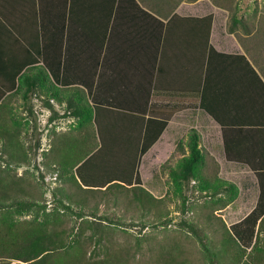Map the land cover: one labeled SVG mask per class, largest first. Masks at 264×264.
I'll return each mask as SVG.
<instances>
[{
  "label": "crops",
  "instance_id": "0c3cea01",
  "mask_svg": "<svg viewBox=\"0 0 264 264\" xmlns=\"http://www.w3.org/2000/svg\"><path fill=\"white\" fill-rule=\"evenodd\" d=\"M126 4L116 17L110 19L109 41L97 62L95 46L87 53V43L83 40L87 36L82 35L83 26L95 30L96 25L87 21L88 18L94 20L95 15L84 12L83 0H75L71 42L62 71L65 78L74 80L68 84H54L48 72L42 71L44 93L31 99L32 113L26 120L37 122L38 117H43L45 131L48 126L59 125L56 128L59 127L64 150L68 138H74L76 144L71 152V164L76 163L73 167L76 169L84 161V149L81 148L85 145L77 142L84 141V118L82 112L74 107L68 109L67 104L73 103L77 107L86 99L92 105V95L96 93L101 100L116 101V108L125 112L148 117L149 111H153L158 119L166 115L169 116L166 127L142 155L140 163L145 154L147 159L156 148L157 158L162 163L174 153L180 158L183 154L178 148L187 149L189 132L195 130L200 136L199 147L205 148L218 164V176L229 180L231 174L239 172L251 175L253 183L239 186V191L255 185L258 197L255 173L246 164L226 157L222 124L264 132V63L254 58L256 54L249 47L246 46V50L235 33L228 31L227 15L222 13L226 11L211 0H180L168 14L165 9L147 10L154 19L131 12V3ZM57 5L58 0H0V87L10 83L15 70L21 69L29 59L27 45H35L40 29L47 38L51 37ZM209 15L207 36L204 18ZM241 56L246 58L256 75ZM40 66L41 63L35 67L24 65L16 82L23 73L35 76ZM84 81L92 88L91 93ZM13 93L15 90L0 98L3 131L12 129L8 127L10 117L17 110L15 101L21 97V92L11 95ZM41 98L49 100L52 109L40 107ZM201 101L218 120L200 108ZM89 125L91 131L93 123L89 122ZM237 134L238 144L234 148H247V138ZM45 141L47 149L52 148L53 141L48 140L50 143L47 144L46 136ZM65 154L63 151L62 155ZM256 201L257 198L250 211Z\"/></svg>",
  "mask_w": 264,
  "mask_h": 264
},
{
  "label": "trees",
  "instance_id": "16d2710c",
  "mask_svg": "<svg viewBox=\"0 0 264 264\" xmlns=\"http://www.w3.org/2000/svg\"><path fill=\"white\" fill-rule=\"evenodd\" d=\"M128 1L132 5V7H129L131 12H138L153 19L154 17L147 10L159 11L165 9L168 14L180 2V0H83L84 12L95 15L94 20L88 18L87 21L89 24H95L96 28L92 30L91 27L83 26L84 32L82 35L87 36V38L81 37L85 44L87 43L86 47L89 50L87 53L91 52V48L95 46L97 51L95 59L97 62L104 45H107L109 41L108 26L110 19L116 17L119 11L127 6ZM211 2L220 8L226 9L219 0H211ZM74 5L75 0H62V2L58 0L50 38H47L43 29H40L37 23V27L40 29L38 38L35 45H27L30 57L25 60L24 65L35 67V65L41 63V72H36L35 76L23 73L16 82V77L24 68V65H22L21 69H16L12 74L10 83H1L3 85L0 87V98L6 92L12 90H15V93L11 95L21 92L23 108L28 117L32 113L31 99L35 95L39 96L40 92L44 93L41 89L44 86V73L42 71L46 70L48 72V76L51 77L54 84H62L63 82L68 84V82L74 80L65 78L62 72L66 64L67 47L71 42ZM204 20L207 23L208 36L211 16L205 17ZM230 20L231 22L227 27L228 31L238 34L236 32L238 23L236 11L233 12ZM239 40L247 50L246 42L242 38ZM63 46L65 49H62ZM213 52L216 53L215 50ZM241 59L255 74L246 58L241 56ZM89 60H91V56ZM84 84H86L88 92L91 93L92 88L85 81ZM92 97V105L86 99L77 107L73 103L67 104L68 109L74 107L83 114L84 140L89 139L91 132L95 141H98L91 145L93 150L90 151V154L84 156V158L86 157L85 160L76 167L79 179L76 176L62 178L60 175L63 182L69 185L68 189L71 190L68 193L65 188L62 189L64 191L62 195L68 203L64 201L61 203L64 209L68 211L73 210L72 205L75 203L79 207V212L76 215L83 220L86 216L83 213V209L87 208L86 202L90 198H94L96 193L121 196L124 192H130L131 200L129 201L135 202L136 207L140 210L149 212L151 207L153 208L159 202V199H156L142 186L138 166L142 155L154 144L166 127L169 116L162 115L163 117L158 119L153 111H149L148 117L145 114H132L116 108L118 107L116 101L101 100L96 93ZM41 99L44 107L47 106L52 109L49 100ZM199 106L218 120V117L210 111L203 101L200 102ZM89 122H92L94 126L91 131L89 130ZM237 133H241L240 135H244L249 139H245L247 148H234L238 144V140H235L236 135H239ZM222 134L226 157L229 160L246 164L251 168L257 177L259 192L255 206L245 217L230 227H225V224L222 223L224 242L221 243L219 250H216L212 245L209 246L206 235L203 239L199 237L203 248V259L208 264H218L222 259L225 260L223 264H239L246 250L251 248L249 258L255 263L257 255L253 251L257 249L256 241L259 231L264 230V132L251 128L239 129L222 124ZM0 137L3 138L4 133H0ZM57 139L58 141L61 140L60 137ZM259 139H263V142ZM199 142V134L195 130L190 131L187 142L188 152L186 153L184 148H178L179 153L183 155L177 163L176 170L170 172L184 182L197 179L207 193L212 196H228L236 190V187L233 183L218 176V164L199 147ZM10 144L14 148L16 143L11 140ZM5 146L6 143L3 142V152H6ZM36 146H39V142L36 143ZM14 154H16L15 151L7 152V167L15 159L17 160V156ZM73 166H76V164ZM79 180L81 183H79ZM24 185V179H15L10 170L7 168L1 169L0 167V209L12 210L21 214L37 208L36 213L39 214L43 208L39 207L35 194ZM218 200L221 201L222 199ZM222 204L224 205V203ZM97 210L98 205L88 210L89 216L93 219L80 222L74 232H71L73 229H57L56 226L46 227L35 222L22 227L12 223L5 225L0 229V264H10L11 260H16L17 264H113L110 259L112 256L109 253V248L106 247V242H103L104 237L99 234L103 231L99 228L97 221V217L99 220L110 219V217L106 215L99 216ZM211 216L210 214L206 216L209 219L208 226H212L217 220L221 221V219ZM211 218H214L215 222H212ZM87 231H89V235H86ZM193 231L196 232V228H193ZM92 240H94L93 243L96 246H99L98 249L105 253V257L101 261L91 262L85 258L84 245L86 241L90 243ZM74 248L79 254H72L69 251V249L73 250ZM95 250H92L94 255Z\"/></svg>",
  "mask_w": 264,
  "mask_h": 264
},
{
  "label": "rangeland",
  "instance_id": "374dc122",
  "mask_svg": "<svg viewBox=\"0 0 264 264\" xmlns=\"http://www.w3.org/2000/svg\"><path fill=\"white\" fill-rule=\"evenodd\" d=\"M219 1L226 8L224 10L227 13L222 12L227 15L226 28L231 22L230 18L233 12L236 11L238 19L236 37L242 38L251 52L256 54L254 58L264 63V0ZM218 23L219 26L222 25V22ZM262 68L264 69V66ZM15 104L17 110L10 117L8 125L12 129L3 131L4 126L0 127V133H4V137H0V167L10 170L13 178L24 179V187L35 194L39 207H42L43 210L38 214L36 213L37 208H34L30 212L18 214L12 210L0 209V229L11 223L22 227L35 222L46 227L73 229L71 232H74L80 222L93 219L89 216L88 210L98 205L97 214L110 217L105 220H99L97 217V221L99 228L103 231L99 234L104 237L103 242H106L105 245L109 248L113 264H208L203 259V248L199 237L203 239L206 235L209 246L212 245L216 250H219L221 243L224 242L222 223L225 224V227H230L245 217L255 203L257 198L255 185L250 189L245 188L239 191V186L248 182L253 183L251 175L248 176L247 173L243 174L242 172L236 175L231 174V177H228L229 180L226 181L233 183L236 190L228 196H212L207 193L197 179L184 182L172 174L171 172L177 168L179 156L174 153L162 163L157 158L158 150L156 148L149 153L147 159L146 154L144 155L139 166L143 186L156 199H159V202L153 208L151 207L149 212L140 210L136 207L135 202L129 201L131 200L130 192H124L121 196L96 193L94 198H90L86 202L87 208L83 209L86 216L82 220L76 215L79 212V207L75 203L72 205V211L64 209L61 203L62 201L68 203L62 195L64 192L62 189L65 188L68 193L71 192L68 189L69 185L65 184L61 177L76 176L78 178L76 169H73V165L76 163L71 164L73 159L71 152L75 148V139L68 138L64 150L61 140L57 139L60 130L56 126L59 125L48 126V131H45L43 117H38L40 120L37 122L26 120L29 117L23 108L21 97H18ZM35 127L37 129L34 132L32 129ZM38 127L41 130H38ZM45 136L47 144L50 143V140L53 141L50 149L44 145ZM11 140L16 143L14 148L10 144ZM3 142L6 143V152H3ZM37 142H39V146H36ZM77 142L86 146L81 148L82 151L85 150L84 156H86L93 150L91 145L97 141H95L93 133L90 132L89 139ZM84 145L82 146L84 147ZM202 150L208 153L205 148ZM12 151H15L14 155L17 156V160L15 159L7 167V152ZM63 151L66 152L65 156L62 155ZM79 183H81L80 180ZM208 214L210 216L212 214L221 221L215 222V219L211 218L215 223L208 226L209 219L206 217ZM193 228H196V232L193 231ZM89 234L87 231L86 235ZM93 242L94 240L90 243L86 241L84 245L85 258L91 262L101 261L104 259L105 253L98 249L99 246ZM94 247L96 250L93 249ZM256 248L253 251L257 255L255 263L249 258L251 248H248L239 264L264 263V230L259 231ZM92 250H95V255ZM69 251L72 254H79L76 248L69 249ZM224 261L222 259L218 264H223ZM10 264H17V261L11 260Z\"/></svg>",
  "mask_w": 264,
  "mask_h": 264
}]
</instances>
